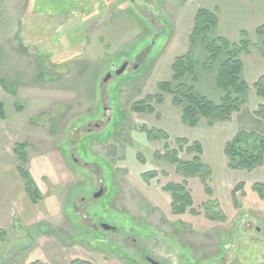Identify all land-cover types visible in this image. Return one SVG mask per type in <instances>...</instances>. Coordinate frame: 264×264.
<instances>
[{"label": "rangeland", "instance_id": "obj_1", "mask_svg": "<svg viewBox=\"0 0 264 264\" xmlns=\"http://www.w3.org/2000/svg\"><path fill=\"white\" fill-rule=\"evenodd\" d=\"M203 1L219 5L199 0H0V102L6 111V119L0 118V144L15 166V144H29L28 167L51 202L32 213L31 220L17 218L3 254L0 250V264L43 258L32 230L42 221L55 232L50 237L59 247L54 257L59 254L66 263L79 257L94 264H151L150 258L163 264H264V198L254 188L264 186V165L236 169L225 153L240 130L264 134V121L255 115L264 99L252 88L230 120L200 118L193 128L184 122L183 106L174 95L159 88L165 81L176 87L174 61L192 54L198 61L196 78L183 81L220 103L223 92L216 76L225 56L208 63L204 45L191 39L200 8L219 17L221 6L232 0ZM213 35L224 36L219 26ZM250 38L260 43L255 33ZM256 53L241 58L249 61ZM127 61V69L117 74ZM142 102L147 111L136 110ZM180 139L204 145V161L212 171L207 186L213 193L202 179H188L194 211L175 214L163 185L184 177L175 164L155 154L183 150ZM181 157L191 155L182 152ZM152 171L158 176L147 178ZM101 189L102 198L95 197ZM209 200L219 202L225 219L206 215ZM101 222L112 227L123 222L128 231L105 229ZM93 227L132 263L90 246Z\"/></svg>", "mask_w": 264, "mask_h": 264}, {"label": "trees", "instance_id": "obj_2", "mask_svg": "<svg viewBox=\"0 0 264 264\" xmlns=\"http://www.w3.org/2000/svg\"><path fill=\"white\" fill-rule=\"evenodd\" d=\"M139 18L143 19L140 16ZM219 22L218 14L215 11L208 8H200L196 14L195 27L191 40L195 43L199 40L204 45L208 54V63H216L222 56H225L220 63L216 76V83L223 92L220 103L210 100L202 94L196 86L183 81L187 76H195L194 78H196L198 61H196V56L192 54L178 56L174 61L172 68L173 81L178 82L176 87L172 81L161 82L159 85L163 93H172L174 95V101L178 105L183 106V120L193 128L199 125L200 118H204L210 122L230 120L235 112L242 110L245 105V97L252 88L255 90L258 97L264 99V75L259 77L251 86L244 76V62L241 58L242 54H250L253 50H256L264 58V24L260 25L256 30V35H258L261 40L260 43H255L246 30L241 31L238 41H233L220 35L214 36L213 33L218 29ZM82 34L83 32H81V35ZM65 63L67 66H70V62L67 60H64V64ZM4 82L3 80V83ZM147 98L150 100L154 99L152 96H148ZM159 100L162 99L159 98ZM135 108L137 111H147L148 107L145 106V102H142L141 104H136ZM255 115L264 121V103L259 105V109L255 111ZM0 118L6 119L5 106L2 102H0ZM160 132L165 138H168V135L163 131ZM89 137L90 135L86 136V138ZM177 142L183 150L174 149L166 153L157 152L155 157L175 164L176 171L184 177V181L182 182L172 181L163 185V189L171 194L172 211L175 214H184L190 210L194 211L193 206L195 203L187 180L195 177L202 179L206 185V190H208V193L212 194L213 191L207 186V181L212 175V171L210 166L204 161L205 147L201 142L195 141L189 144L187 139H180ZM184 144H186V148L183 147ZM28 147L29 144L27 142H18L15 144L13 151L19 161L18 172L24 181L26 193L32 202L37 204L43 199V195L27 167L30 160L29 152L27 151ZM182 152L191 155V158H182ZM225 153L229 157L230 165L233 168L247 170L259 168L264 165V134L255 130H240L233 140L227 144ZM62 154L69 161L68 155L64 150ZM96 157L97 156H92L94 159H96ZM97 158L104 165L111 168L110 164L105 163L100 156ZM108 173L112 177L111 181L114 185L113 180L115 177H113V172L110 171ZM157 176V172L154 171L146 173V177L149 179ZM239 186L242 187L243 185ZM254 188L259 195L264 198V186L262 184H256ZM87 194L88 193H82L81 197L87 196ZM113 195L114 194L110 196V199ZM108 204H111V200L108 201ZM218 205L219 202L217 200H209L204 204V211L206 215L212 219H225L226 215L218 208ZM105 212H108V210ZM93 216H97V213L93 212ZM126 218L130 220L128 221L130 225H135L134 221L129 216H126ZM106 219H110V216L106 215ZM113 219L114 218H112V220ZM116 226L119 231L125 229L123 222L121 224H116ZM77 227L79 228L80 225H77ZM32 228V230L36 231V234L51 236L55 233L50 229L47 222L40 223L38 227ZM93 229L95 230V235L89 243L90 246L102 252L118 256L125 263H132V257L122 256L114 243L109 241L102 234L100 236V233L97 232L98 229L97 231L94 227ZM125 231L127 232L128 229L126 228ZM79 232L81 233L80 230ZM130 233L131 231H129L128 234ZM0 240L4 243L7 241V232L1 229ZM31 264L45 263L37 260ZM70 264L94 263L85 258H76L73 259Z\"/></svg>", "mask_w": 264, "mask_h": 264}, {"label": "crops", "instance_id": "obj_3", "mask_svg": "<svg viewBox=\"0 0 264 264\" xmlns=\"http://www.w3.org/2000/svg\"><path fill=\"white\" fill-rule=\"evenodd\" d=\"M200 1L209 6L212 4H218L215 2L206 3L203 0H199V2ZM221 7L222 14L219 15V29L225 37L233 41H238L240 39L242 30L248 31L249 34L253 36L254 33L256 34L257 28L264 24V0H232ZM245 55L250 56L251 53ZM252 56V60H242L244 62V75H246L245 77H247V81L249 83L253 82L254 84L259 79V77L264 75V58L258 52L256 55ZM7 155L8 153L6 151V146H1L0 144V229L7 232V241L5 244H7L9 240V229V233H12L11 230L15 231L14 226L17 223V218H19L20 215L31 220L30 215L32 213H37L40 207H45L47 204H51L50 201H47V196L43 193L37 179L27 165L43 195V199L39 203L34 204L32 202L26 193L24 181L18 172L19 162L16 166L12 165L15 160L12 157L7 158ZM14 156L17 158L15 153ZM63 158L65 159L64 156ZM30 161L31 160H29V163ZM69 196L70 194L65 199L63 212H65V210L68 208L67 203L70 199ZM52 203L53 205L55 204L53 201ZM43 219L44 218L40 220ZM27 222L29 221L27 220ZM50 237L52 236L45 234H38L36 236L37 243H39L38 246L43 247L44 249V251L42 250L43 258L38 260L45 264H70L73 259L79 258L72 257L68 263L60 260L59 254L58 257L55 258V251H58L59 247L52 243L53 241L50 239ZM43 238L46 239L41 241ZM0 243V250L2 249L3 254L4 242L0 240ZM46 244L47 246L44 248ZM33 248H31L28 252L34 250ZM64 248H66L65 244ZM44 255H46L49 260Z\"/></svg>", "mask_w": 264, "mask_h": 264}, {"label": "water", "instance_id": "obj_4", "mask_svg": "<svg viewBox=\"0 0 264 264\" xmlns=\"http://www.w3.org/2000/svg\"><path fill=\"white\" fill-rule=\"evenodd\" d=\"M127 68V63H124L123 66L117 71V74H121L124 72V70ZM111 77V73H109L104 81H107L109 78ZM104 192V189H101L98 193L95 194V197H100ZM102 226L105 228V229H111L113 228L111 225H109L108 223H103ZM150 261H151V264H163L153 258H150Z\"/></svg>", "mask_w": 264, "mask_h": 264}, {"label": "flooded vegetation", "instance_id": "obj_5", "mask_svg": "<svg viewBox=\"0 0 264 264\" xmlns=\"http://www.w3.org/2000/svg\"><path fill=\"white\" fill-rule=\"evenodd\" d=\"M127 64L130 65V61H129V62L127 61ZM128 65H127V67H128ZM126 69H127V68H126ZM110 73H111V72H110ZM111 76H112V73H111ZM110 78H111V77H110ZM104 79H105V78H104ZM101 197H102V196H101ZM96 223H97V221H96ZM101 224H103V222H101ZM111 229H113L114 231H118V230H117V229H118L117 226H115V227H113V228H111ZM111 229H110V230H111Z\"/></svg>", "mask_w": 264, "mask_h": 264}]
</instances>
